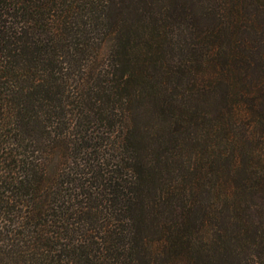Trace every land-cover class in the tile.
Here are the masks:
<instances>
[{"label":"trees","instance_id":"16d2710c","mask_svg":"<svg viewBox=\"0 0 264 264\" xmlns=\"http://www.w3.org/2000/svg\"><path fill=\"white\" fill-rule=\"evenodd\" d=\"M0 264H264V0H0Z\"/></svg>","mask_w":264,"mask_h":264}]
</instances>
